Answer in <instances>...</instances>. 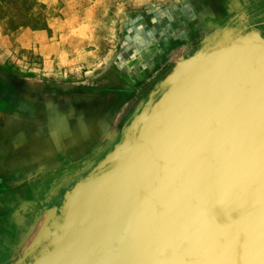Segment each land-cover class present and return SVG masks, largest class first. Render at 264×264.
Segmentation results:
<instances>
[{
  "label": "water",
  "instance_id": "water-1",
  "mask_svg": "<svg viewBox=\"0 0 264 264\" xmlns=\"http://www.w3.org/2000/svg\"><path fill=\"white\" fill-rule=\"evenodd\" d=\"M230 31L164 78L124 142L66 193L17 264H152L179 244L190 258L200 245L203 257L226 235L242 252L251 236L257 250L244 264H264V103L237 116L249 95L264 94V38ZM189 155L207 156L186 165ZM163 217L167 241L155 239Z\"/></svg>",
  "mask_w": 264,
  "mask_h": 264
},
{
  "label": "crops",
  "instance_id": "crops-1",
  "mask_svg": "<svg viewBox=\"0 0 264 264\" xmlns=\"http://www.w3.org/2000/svg\"><path fill=\"white\" fill-rule=\"evenodd\" d=\"M216 1H226L237 11L251 3V0H172L158 8L139 9L135 13L139 18L132 24L139 31V43L135 41L129 47V55L120 61L128 67L117 68L116 76L111 72L87 79L77 87L56 79L8 72L7 65L0 61V219L5 216L8 220L7 215L14 209L18 211L21 204H32L33 190L37 203H51L57 197L59 203L46 213H59L66 193L124 142L137 116L129 117L120 129L118 123L106 122L109 116L117 119L118 114H123L125 104L112 111L104 108L102 102L118 95L121 88L116 85L121 81L136 79L150 66L154 70L171 51L174 44L164 47L154 40L155 35L173 32L174 28L184 29L194 9L199 16H214ZM139 56L142 58L137 59ZM164 78L161 75L159 82ZM117 128L120 134L111 139ZM94 152L105 154L95 156ZM63 185L67 189L60 193L58 189Z\"/></svg>",
  "mask_w": 264,
  "mask_h": 264
},
{
  "label": "rangeland",
  "instance_id": "rangeland-1",
  "mask_svg": "<svg viewBox=\"0 0 264 264\" xmlns=\"http://www.w3.org/2000/svg\"><path fill=\"white\" fill-rule=\"evenodd\" d=\"M171 1L0 0V61L18 73L53 80L80 81L103 77L105 73L116 68L120 61L126 59L124 56L129 55V47L134 45L135 37L139 34L135 30L136 26H132L139 18L135 13L139 9L158 8L160 4L167 5ZM229 30L231 34L244 35L250 32L223 28L220 32L206 35L204 39H207V45ZM192 43L194 45L190 48L174 50L166 67L160 68L164 77L172 72L180 61L189 59L206 47L202 44L196 45L197 41ZM137 59H140V56ZM126 66L128 67V64ZM161 83L159 82L157 95L160 93ZM248 97L237 115L238 120H247L251 110L264 103V94L254 93ZM138 113L135 115L138 116ZM222 123L228 126L229 122L223 119ZM205 156L207 155H189L188 158L184 157V161L187 159L188 165L189 161ZM168 163H164V168ZM66 189L63 185L58 190L64 193ZM45 215L47 219L51 214L47 212ZM46 219L40 220L30 228L17 243L20 247L15 251L4 247L5 235L1 231H5L8 222L0 219V264H6L12 257L13 262L8 264H17L25 254L24 249ZM31 229L33 233L30 234ZM7 244L12 242L8 241Z\"/></svg>",
  "mask_w": 264,
  "mask_h": 264
},
{
  "label": "flooded vegetation",
  "instance_id": "flooded-vegetation-1",
  "mask_svg": "<svg viewBox=\"0 0 264 264\" xmlns=\"http://www.w3.org/2000/svg\"><path fill=\"white\" fill-rule=\"evenodd\" d=\"M196 3L197 1H195V4ZM227 3L228 2L226 1H216V13H214V16L209 14H206L205 16H199L197 15L196 9H194L193 14L189 16L190 21L187 19L189 22L188 24L184 25L186 29L181 28L179 30L174 28L173 32L163 31L155 35L153 38L155 41H157V43H160V45H164L165 47V45L174 44V47L171 49V51L168 52L167 55H165L164 58H162L163 60L159 65L154 66V70H152V67L150 66L149 68H146V70H144L142 74L138 75L136 79L132 78L130 80H124L121 81L122 83L120 82L119 85H116L121 88L118 90V95L113 96L112 99H109L107 97L102 102V105L104 108L114 111V109L117 110L125 104V112L123 114H118L117 119L115 117L113 118L109 116L106 123H118V128L122 129L124 123L129 117H134L136 113L142 110L146 102L151 97L157 95L159 89V77L162 75V70L160 68H162V66L166 67L168 61L171 60V57L173 56L174 50L176 48H190L194 45L192 41H197V43H195L196 45H207L208 41L207 39H204L206 35L213 33L215 30L216 32H219V29L222 30L223 28L236 31L243 30L245 32L256 31L259 32L260 35L264 38V0H251L250 5L243 7L240 11H237V9L232 6L229 7ZM244 3H246V1ZM139 36L140 34L135 37L136 43H139ZM196 37L198 38L196 39ZM154 51L155 49L153 50V52ZM141 58L142 57H140V59ZM124 65L125 67H127L126 64L119 62L118 65H116V68L114 67L113 70H111L112 74H115L116 71H118L119 67H123ZM5 69L8 72L18 73L9 69L8 67H5ZM108 73H105L104 75H107ZM87 79H83L80 81H57H62L63 83H65V85L77 87L80 86L82 82L87 81ZM118 128L112 131L110 137L111 139L115 138L117 134H120V132L118 133L117 131ZM103 153L104 152H94L92 155L99 156L103 155ZM79 173L80 172L76 173V175L78 174L79 176ZM33 192V198L35 200L32 204H21L19 205L20 209L18 211L14 209V211L10 212L8 215L6 214L9 218L8 220L5 218V216H3L1 219L8 222V225L6 224V227L4 228V247H9V249L12 251L17 250L20 247V244L17 243H19L21 238L28 233L32 226L40 221L41 217L45 215L46 210L50 209V207H54L59 203L58 198L55 195L54 196L56 198L51 203H37L35 190H33ZM50 192L51 194H53L52 190H50ZM9 223H11V227H9ZM8 241H11L12 244H7ZM1 250L3 249L1 248ZM12 260L13 257L8 260L6 264L12 263Z\"/></svg>",
  "mask_w": 264,
  "mask_h": 264
},
{
  "label": "bare ground",
  "instance_id": "bare-ground-1",
  "mask_svg": "<svg viewBox=\"0 0 264 264\" xmlns=\"http://www.w3.org/2000/svg\"><path fill=\"white\" fill-rule=\"evenodd\" d=\"M211 181L212 180L210 179V182ZM208 182H209V180H208ZM195 194H197V191H192L190 197H187L186 199L195 200L194 199ZM184 197H185V194H184ZM201 199H203V198H201ZM180 200H182V199L180 198ZM221 203H222L221 200L217 203L218 207L221 205ZM184 204L185 203H183V205ZM181 209L183 210V208H181ZM228 209H229V216L230 217L235 218L239 215V211L236 208L229 206ZM177 212L178 211L174 210V211L166 213V214L168 215V217L170 219L173 216L179 215V213H177ZM168 217H166V218L163 217L166 219V221H165L164 225L163 224L160 225L161 227L163 226V230L160 231V232H162V234H160V236L156 235L155 239H157V240L161 239V240H165V241L171 239L172 236L169 232H171L172 229L169 230L168 227H166L167 226L166 222L168 220ZM257 226H258V224L256 225V227ZM262 227H264V223H262ZM165 231L166 232L168 231V232L164 233ZM259 232L264 233V228L262 230H260ZM226 236H228V237L221 240V242L219 244L216 243L214 245V247L211 248L210 252H207V256H204V254H203V257L200 256V252H199L200 245H197V250L193 254L194 257L190 258L188 255L189 253L187 255H185V253H186L185 252V246L183 244H179L178 246H175L177 248V251H176V255H174L172 258L167 257L165 255V257H162L161 260H159L157 262H153L152 264H178V261L177 262L173 261V259H177V258L178 259L180 258L181 259L180 261H184V263H182V264H187L190 261V259L195 260L194 264H204L205 261H207V263L214 262V264H244L249 259L248 256H253V254L257 250L256 241L252 240L250 238L251 236L244 239L246 241V247H245V250L243 252L240 251L239 249H236V247L234 245V241L235 242H237V241L232 238V235H226ZM232 239H233V243H231ZM176 240H180L181 243H184L186 241V239L183 238V236H177ZM253 246H255V247H253ZM233 247H235V248H233ZM167 255L171 256L172 254L169 253ZM141 261H145V260H143V259L138 260V257H137L135 264H142V263H140ZM189 264H192V263L190 262Z\"/></svg>",
  "mask_w": 264,
  "mask_h": 264
}]
</instances>
